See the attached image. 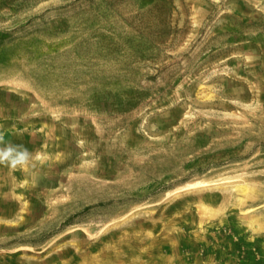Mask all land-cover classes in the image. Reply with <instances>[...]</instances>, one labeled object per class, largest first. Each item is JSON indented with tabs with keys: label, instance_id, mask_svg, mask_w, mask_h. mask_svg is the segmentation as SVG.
<instances>
[{
	"label": "rangeland",
	"instance_id": "374dc122",
	"mask_svg": "<svg viewBox=\"0 0 264 264\" xmlns=\"http://www.w3.org/2000/svg\"><path fill=\"white\" fill-rule=\"evenodd\" d=\"M0 264H264V0H0Z\"/></svg>",
	"mask_w": 264,
	"mask_h": 264
},
{
	"label": "clouds",
	"instance_id": "9594fccd",
	"mask_svg": "<svg viewBox=\"0 0 264 264\" xmlns=\"http://www.w3.org/2000/svg\"><path fill=\"white\" fill-rule=\"evenodd\" d=\"M2 139V138H0ZM33 154L24 145L14 143L0 144V164L6 165L8 168L31 169L35 167Z\"/></svg>",
	"mask_w": 264,
	"mask_h": 264
}]
</instances>
